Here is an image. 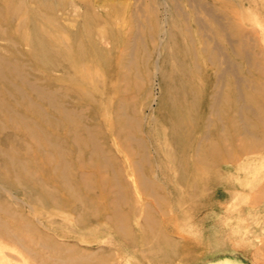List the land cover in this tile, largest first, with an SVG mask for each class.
I'll return each mask as SVG.
<instances>
[{
	"label": "rangeland",
	"instance_id": "obj_1",
	"mask_svg": "<svg viewBox=\"0 0 264 264\" xmlns=\"http://www.w3.org/2000/svg\"><path fill=\"white\" fill-rule=\"evenodd\" d=\"M50 1L54 11L41 13L67 30L65 41L87 11L95 18L90 30L102 60L88 66L92 80L80 81L89 96L76 99V80L24 57L30 49L21 40L8 52L9 39L0 37V57L23 60L25 84L65 92L61 108H74L91 143L89 150L66 143L70 185L45 186L52 206H43L44 192L0 177V199L34 227L20 234L26 250L0 237V264H50L59 249L89 256L70 264H264V0ZM189 77L199 89L187 99L197 107L192 117L173 115L167 86ZM228 86L234 106L211 114L212 94ZM50 103L33 98L29 106L50 117ZM1 130L0 143L16 136L29 146L21 124ZM74 183L98 211L74 200L70 210L57 205L59 189L75 195ZM43 235L58 251L41 249Z\"/></svg>",
	"mask_w": 264,
	"mask_h": 264
},
{
	"label": "bare ground",
	"instance_id": "obj_2",
	"mask_svg": "<svg viewBox=\"0 0 264 264\" xmlns=\"http://www.w3.org/2000/svg\"><path fill=\"white\" fill-rule=\"evenodd\" d=\"M48 1L51 4L46 0H0V37L9 39V46L6 47L8 52H13L17 48V44L13 39L21 40L19 44L30 49L29 54H24V57L33 55V62L43 68L44 71L49 72L56 68L61 70L67 80H76L72 84L73 90L78 93V96H75L76 99L83 98V96L87 98L89 91L80 85V81H87L84 80L85 78L92 80L95 69L88 68V66H96L102 60L98 54L99 49L93 47L95 38L91 35L92 31L90 30L92 27L89 20L95 18L91 12L87 11L84 14L85 21L80 25V29L76 31V33L81 32L82 36L74 33L70 38L68 37L69 41H65L63 37L67 30L58 25L52 17H45L44 13H41L40 9L43 7L50 14L54 11L56 4L50 0ZM31 2L38 4L37 8L34 7L36 9L30 8L28 4ZM55 59L57 63L51 64V61ZM71 61L72 64H68ZM24 66L23 60L0 57V131L5 127H10L12 122H17L22 126V139L29 143L27 147L20 146L16 141V136H13L14 138H8L7 136L8 139L0 143V177L11 180L12 184L15 183L24 190H28L29 193L37 194L38 192L40 194V192H44L45 194L42 195L43 206H52L54 204H51V200L45 199L49 197L45 186L57 184L62 187L70 185L66 169V159H68L66 143L71 141L75 144L76 142L82 148L86 147L89 150L86 144L89 145L91 142L88 139L89 137L87 140L83 138L81 130L76 126L75 119L72 118L74 108L68 110L61 108V99L66 96V93H62L61 90L57 91L55 88L48 89L45 86L36 85V83L25 84L23 81L26 70ZM69 69L74 72V76L70 77L68 75ZM184 72H186V69H183L181 73ZM177 78L179 79L178 76ZM177 78H173L167 86L170 105L180 108L179 112L177 108L173 107L172 114L181 113L188 118L192 117L197 102L191 103L188 101L191 97L189 99L187 97L199 88L191 84V77H189L186 85H179ZM13 86H16L14 93L10 91ZM67 88L69 89V87ZM213 89L215 87H212L211 91ZM220 90L221 88L215 90L212 94L213 104H206L207 107L210 106L211 114H216V116L221 113L224 106L228 110L234 106L232 101L233 88L228 86L225 92H220ZM33 98L51 102L50 117H43L41 113L31 111L29 102ZM172 118L174 117L172 116ZM177 125L174 121L173 128H171L173 132ZM7 130V132H10L9 129ZM73 185H76L72 186L75 187V195H65L67 193H63L64 190L59 189L56 196L58 199L57 205L64 210H70L73 208L70 201L74 200L84 208L87 207L93 212L98 211L96 202L93 199L86 203L82 200V197L78 196L80 185L75 183ZM0 186L5 187L1 184ZM9 190L10 188L7 191ZM30 210L33 214L37 213L42 216L36 209ZM0 213L5 215V218L0 219V237L9 239V241L11 240V242L26 250L24 243H26L25 239L27 238H23L20 234H29L34 231L31 222L17 212L13 204L7 199H0ZM10 220L16 221L15 226L13 225L14 229H11L8 225ZM39 244L43 251L52 248H57V251L59 249L45 236L44 238L40 237ZM48 252L50 251L48 250ZM59 252L49 258L51 260L49 261L50 264L51 262L53 264H70V262H67L68 259L76 262L82 259L86 260L89 257L60 249Z\"/></svg>",
	"mask_w": 264,
	"mask_h": 264
}]
</instances>
